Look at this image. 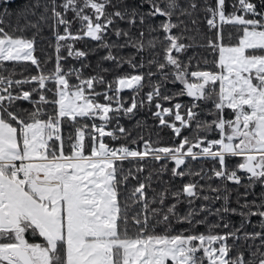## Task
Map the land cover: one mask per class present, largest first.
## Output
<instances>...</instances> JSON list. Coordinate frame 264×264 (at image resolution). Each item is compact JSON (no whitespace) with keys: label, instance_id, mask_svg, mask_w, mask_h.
<instances>
[{"label":"snow or ice","instance_id":"obj_1","mask_svg":"<svg viewBox=\"0 0 264 264\" xmlns=\"http://www.w3.org/2000/svg\"><path fill=\"white\" fill-rule=\"evenodd\" d=\"M50 2L51 8L45 3L44 11L32 22L28 14L35 16L33 9L42 6L40 0H35L21 14L20 18L25 20L23 27L17 24L12 31L3 26L7 9L0 13V73H8L0 74V264H264V191L258 203L247 200L250 189L257 185L264 189V9L250 0H234L233 11L226 13V0H215L214 7L205 0L204 11L211 17L207 24L217 30V40L208 43L216 59L212 61L211 70L197 67L190 71L189 64L173 55V51L180 53L190 47L179 43L181 37L172 34V30L183 23L172 20L177 9L180 15H192L188 9L180 8L177 0H162L164 7L157 0H145L151 6L147 13L127 4L108 12L109 6L116 8L112 0H64L59 5L63 12L56 10L55 0ZM0 3L7 5L11 0H0ZM189 7L195 11L197 4L191 2ZM87 10H91V15ZM48 11L51 17L45 15ZM69 11L79 21L76 33L70 31L73 21L65 16ZM157 15L166 18L158 26L168 41L164 49L165 63L150 60L149 65L156 64L164 79L168 78V73L163 70L172 66V82L182 85L177 95L192 98V103L186 107L180 103L171 108L155 103L159 124L170 128L180 138L179 143L172 147H154L149 141L144 143L143 151L127 145L112 147L103 139H119L114 130H106L113 119L111 114H134L143 104V99L136 97L144 87L145 75L129 74L106 82L102 76L84 78L76 69L65 71L61 64L65 57L59 55L60 42L68 41L63 45L68 56L80 58L87 54L74 50L71 41L88 37L109 50L103 59L115 62L117 67L124 63L132 68L143 67V61L139 65L134 63V56L125 58L114 55L111 50L131 46L140 53L145 47L155 48L156 40H149L145 45L142 39H133L129 32L112 26L116 18L131 25L139 18L143 25L146 17ZM50 18L54 20V27L64 26V34L56 33L55 67L46 72L34 56V38L14 33L27 28L39 31L41 22ZM224 25L234 27L235 43H223ZM110 28L118 39L126 38L124 43H110L105 39ZM149 28L158 30L150 25ZM227 38L231 41L233 33H228ZM16 62H30L36 66L38 74L14 79L15 71L7 69L5 64ZM72 75L79 83L70 82ZM152 75L149 70V81ZM29 83L36 86L23 90L22 86ZM105 83L106 90L96 91L95 84ZM159 88L157 85L147 93L149 104L157 97L169 102L173 99L161 95ZM124 89L134 93L128 106L120 96ZM47 93H51V98ZM34 94L38 99L33 98ZM99 96L107 103L99 102L96 99ZM18 101H27L32 108L22 109ZM201 101H210L213 105L210 121L199 118L197 109L201 108ZM48 105H51L50 111L46 108ZM182 107L185 108L183 113L179 111ZM226 109L231 110L232 118H225ZM167 116L173 119L166 120ZM97 119L101 123H86ZM65 123L70 127L66 136ZM184 129L188 130V135H181ZM117 130L129 135L124 127L117 125ZM213 132L218 138L208 139V134ZM149 156L156 161H173L172 175L181 178L185 175L205 178L203 169L181 170L189 158L215 161L219 167L214 166L213 175L207 178L225 182L215 187L208 185L215 196H201L204 186L191 181L172 195L177 203L181 195L186 196L190 206L196 199L223 203L215 209L207 205L199 209L189 207L183 216L177 213L176 204L167 206L166 211L150 208L144 189L151 176L134 187L122 202L120 185L133 175L131 170L125 172L123 162ZM227 158L239 160L230 168ZM238 172L246 174L243 177L246 184L241 183ZM227 182L245 188L244 193L237 194V207H230ZM166 192L159 193L161 205ZM156 202L153 198L152 203ZM138 203L142 207L130 216L132 205ZM202 212L215 215L217 220L208 223L206 217L196 219ZM230 215L241 217L238 228L231 227L227 220ZM253 216L261 218V230L244 231ZM173 220L189 227L175 231ZM159 225L164 227L158 232ZM198 225H205L207 232H197ZM219 228L229 231H214ZM28 236L38 237L41 242H30ZM249 240L253 243L248 244L247 249H255L250 252V258L245 251L236 250L241 247L237 241ZM257 240L259 244L255 243Z\"/></svg>","mask_w":264,"mask_h":264},{"label":"trees","instance_id":"obj_2","mask_svg":"<svg viewBox=\"0 0 264 264\" xmlns=\"http://www.w3.org/2000/svg\"><path fill=\"white\" fill-rule=\"evenodd\" d=\"M160 3L161 7H164V3L162 0H157ZM191 2H195L197 4V8L193 11L189 5ZM234 0H226V13H231L233 11L232 4ZM257 4V7L260 9H264V0H250ZM35 3V0H11L10 4H2L0 3V13H2L5 8L7 9V16L4 17L5 24L3 25L6 30L12 31L16 28L17 24L20 27H23L25 24V20L21 19V14L23 10ZM41 7L39 9H33L36 12V15L33 16L30 13L28 14V20L32 22H36L40 13L44 11L43 5L47 3L49 8H51L50 0H40ZM57 5V11L63 12L64 10L59 7L64 3V0H55ZM180 8L188 9L189 12L192 13L191 16L188 15H180V9H177L175 15L172 17L174 22L179 23L180 27L173 29L172 34L181 37L178 41L179 43H184L186 45H190L186 50L176 53L173 51V55L176 56L179 60H181L184 64H189V70L194 71L197 70L199 67L202 70H211L214 68L212 61L216 59L215 54L213 53V49L208 47L209 40L216 41L217 40V30L211 29L207 24V19L210 17L209 13L204 11L205 0H177ZM207 3L211 6H215V0H207ZM112 4L116 5V8L109 6L106 11L113 12L118 9H122L124 4H127L129 7H138L140 12L147 13L151 11V6L149 3L145 2V0H112ZM91 15V10H87ZM239 14V13H238ZM47 17H51V11H48L45 14ZM67 19L72 20V26L70 31L72 33H76L80 27L79 21L74 19V14L72 12L65 13ZM178 17V19H177ZM165 17L155 16V17H146L145 24L139 23V18H137V22L135 25L129 24L126 20H120L116 18L115 24L112 28H119L125 32H129L133 39L141 40L145 45H147L149 40H156L155 48H148L145 47L143 52L137 53L136 49L129 46L125 48H113L111 51L114 55L123 56L125 58L134 56L135 60L134 63L137 65L143 61V67L132 68L129 64L124 63L122 67H117L115 62L108 61L103 59L108 54V49L99 47V42L92 41L88 37H84L83 39L71 41L73 44L74 50L84 51L87 55L85 57L76 58L74 56H68V50L66 47H63L68 41L60 42L62 47L59 53L60 56L65 57V59L61 60V64L65 71L76 69L78 70L84 78H90L93 76H102L104 77L106 82H111L117 77L129 75V74H144L145 80L143 81L144 87L140 91L139 96H137V100L143 99V104L139 106L134 114L125 115L123 112L117 114L112 113L113 119L108 124L106 130H114L116 136L119 137L117 140H112L110 137H104V142L108 143L112 147H118L120 145H127L128 147L143 151L144 150V143L145 142H152V145L161 146V147H172L179 143V137H176L172 130L168 127L161 126L159 124V118L156 117L155 113L158 109L155 108V103L159 102L163 107H173L174 104L180 103L183 106H189L192 103V98L184 95L178 96L177 93L180 91L182 85L178 82H172V66L166 67L163 71L164 73H168V78L164 79L163 75L157 69L156 64L149 65L150 60H156L158 63H165L164 55H165V46L168 44V41L164 39L165 33L162 29H159V23L165 20ZM195 20L196 23L192 21ZM149 25L152 28L158 29L157 31H151ZM57 31L60 34H64V26L60 25L58 27H54V20L47 19L46 21L41 22L40 29L37 31L33 28H27L23 32H15L14 34L17 36H24L25 38L32 39L34 38V56L41 62L40 66L44 71H51L55 67L56 57L58 53L56 52V33ZM143 32L144 36L141 37L140 33ZM233 33V39L231 41L228 40V33ZM223 35L224 40L223 43H235V29L231 25H224L223 26ZM105 39L108 42H116V43H124L126 38L121 37L117 38L112 29H109ZM219 42V41H217ZM207 61V63H205ZM5 67L10 71L14 70L16 75L13 77L14 79H23L30 75H37L36 66L32 65L30 62H16V63H6ZM107 70V71H105ZM151 70L154 75L151 76L150 81L147 73ZM3 75H7V72L0 73ZM70 82L73 84L79 83L76 79L75 75L69 77ZM159 85L161 95H168L173 99L171 102L164 101L159 97L154 98L151 104L148 103L146 99L147 93L153 90L155 86ZM36 85L34 83H29L23 85V90H31ZM49 87L52 85L49 83ZM96 91L103 92L107 88V83L105 84H95L94 85ZM48 97L51 98V93H47ZM109 95H112L109 92ZM134 95L133 91L130 89H124L121 91L120 96L124 102L125 106H128L131 103L132 96ZM34 99H38V96L34 94ZM96 99L101 103H107L103 99L102 96L96 97ZM201 108L197 109L200 113V119L210 121L212 117L209 115L210 111H214L212 103L209 101L207 103L201 101ZM17 104L22 109H31L32 105L27 101H18ZM47 110H51V105L46 106ZM175 111V109H173ZM185 110L182 107L179 111L183 113ZM225 118H227V112H225ZM166 120H172L173 118L170 116L165 117ZM101 123L98 119L95 121L88 120L86 123ZM117 125L119 127H124L127 129L129 135L125 136L121 134L117 130ZM178 125V122H177ZM64 134L67 135L68 131L70 130L69 124H64ZM74 131V130H73ZM188 130H182L181 135H188ZM218 135L213 132L208 134V139H216ZM132 140H136V143H131ZM67 150V149H66ZM198 151V149H194ZM239 158H227V164L230 168L234 167ZM219 167L218 163L212 161L210 159H198V160H191L189 158L184 166H182L181 170H185L187 168H191L193 172L200 171L203 169L204 179H201L200 176H188L185 175L183 178L181 177H174L172 175L171 169L174 167V162L171 160H160L156 161L152 159L150 156L145 157L143 160L140 159H132L123 162V168L125 172L131 170L132 176L128 178V180L120 185L121 189V201L127 197L133 190L134 187L138 186L139 183L144 182L146 177L151 176V180L148 181L147 186L144 189L146 194V198L150 203V208H157L166 211L167 206L172 204H176V211L179 215L183 216L187 213L189 207H195L199 209L201 205H207L208 207L215 209L220 207L223 201H204L202 199H196L194 203L190 206L187 203V197L181 195L180 202L177 203L176 198L172 195L173 193L182 189V186L188 182H197L199 185H203V190L201 191V196L208 195V196H215L216 193L209 191L208 185L213 187L217 185H222L225 182L217 179L212 178L209 180L207 177L212 176V169L213 167ZM142 167L143 171H137V168ZM238 175L242 177V184H246L247 180L243 179L246 174L243 172H238ZM227 189L230 191V207H237L235 200L238 193H244L245 188L239 185H236L232 182L226 183ZM166 192V198L164 200V204L161 205L159 201V193ZM199 190V189H198ZM264 191L259 185L254 187L253 189L249 190V195L247 197L248 201L256 200L257 203L259 202V197L261 192ZM254 193V195H253ZM153 198L156 199V203H152ZM243 202V200L241 201ZM142 207V204H133L132 208L130 209L129 215L131 216L135 212L139 211ZM207 218L208 223H213L217 220L215 215H209L207 212L200 213L196 219H203ZM260 217L253 216L251 217V222L246 225L244 231L249 233L252 232H259L261 229L259 227ZM227 220L231 222V227L238 228L240 225L241 217L237 215H230L227 217ZM155 221L153 220L152 223ZM173 229L175 231L184 229L189 227L187 224H177L175 220H173ZM163 225H159L156 228V231H161ZM197 232H207V228L205 225H198ZM216 232H227L229 229L219 228L215 229ZM187 234V233H185ZM241 235L243 233H240ZM30 242H41L38 237L33 238L31 236L27 237ZM229 244L232 243L231 240L228 241ZM251 240L245 241H237L238 245H241L239 251H245L246 255L250 258V252L254 251L255 249H247L248 244H252ZM259 244V240L255 242ZM235 251V250H234Z\"/></svg>","mask_w":264,"mask_h":264},{"label":"rangeland","instance_id":"obj_3","mask_svg":"<svg viewBox=\"0 0 264 264\" xmlns=\"http://www.w3.org/2000/svg\"><path fill=\"white\" fill-rule=\"evenodd\" d=\"M225 112H227V118H232V116H231V110H225Z\"/></svg>","mask_w":264,"mask_h":264},{"label":"built area","instance_id":"obj_4","mask_svg":"<svg viewBox=\"0 0 264 264\" xmlns=\"http://www.w3.org/2000/svg\"><path fill=\"white\" fill-rule=\"evenodd\" d=\"M209 18H211V17H209Z\"/></svg>","mask_w":264,"mask_h":264}]
</instances>
